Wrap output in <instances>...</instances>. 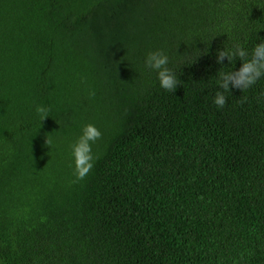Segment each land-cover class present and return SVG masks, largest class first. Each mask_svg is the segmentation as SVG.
<instances>
[{"label": "trees", "instance_id": "trees-1", "mask_svg": "<svg viewBox=\"0 0 264 264\" xmlns=\"http://www.w3.org/2000/svg\"><path fill=\"white\" fill-rule=\"evenodd\" d=\"M260 42L264 0H0V264H264V76L216 61Z\"/></svg>", "mask_w": 264, "mask_h": 264}, {"label": "clouds", "instance_id": "clouds-1", "mask_svg": "<svg viewBox=\"0 0 264 264\" xmlns=\"http://www.w3.org/2000/svg\"><path fill=\"white\" fill-rule=\"evenodd\" d=\"M235 57L242 61V66L239 70L221 73L219 87L224 91H229L230 85L241 91L246 90L264 76V42L254 46L250 58L247 51L236 45L233 51H228L225 48L218 50L216 61L223 63L224 58H227L231 62ZM168 63L169 58L162 50L149 52L145 59V67L157 72L161 88L174 92L178 85V79L167 66ZM213 102L218 108H223L226 104V97L222 92L217 91ZM36 111L40 115L41 121L48 117L49 109L37 106ZM101 136L100 130L89 123L82 128V134L71 145V156L74 161L73 174L76 177L73 183L83 180L94 167L96 157L93 156L91 145ZM46 143L50 145L51 141L46 140Z\"/></svg>", "mask_w": 264, "mask_h": 264}]
</instances>
